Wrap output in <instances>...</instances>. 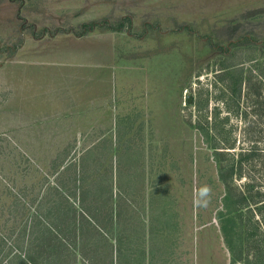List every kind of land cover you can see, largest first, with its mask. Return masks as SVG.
<instances>
[{
    "label": "rangeland",
    "instance_id": "374dc122",
    "mask_svg": "<svg viewBox=\"0 0 264 264\" xmlns=\"http://www.w3.org/2000/svg\"><path fill=\"white\" fill-rule=\"evenodd\" d=\"M115 29L189 32L197 52L191 56V75L183 91L191 95L193 108L182 98L183 115L188 119L193 113L195 121L191 140L192 126L196 129L197 170L193 173L191 165V178L195 174L198 186L195 201L190 197L189 203L193 208L195 204L197 226L191 232L201 239L205 223L214 219L223 242L237 247L232 257L239 264H264V0H0V64L11 66L14 49L31 36ZM71 136L54 140L58 145L53 149L36 147L33 156L18 155L11 137L0 144V264H42L40 251L52 237L48 222L69 203L77 208L71 181L77 146ZM49 151L53 154H44ZM107 160L101 155L82 157L79 176L87 190L85 203L94 202L97 213L109 202L125 203L126 192L137 195L127 198L134 202H127L128 218H118L114 234L123 235L125 226L135 232L141 213L149 226L151 215L161 216L165 199L153 207V214L138 209L141 189H126L122 183L112 187ZM219 173L225 178H218ZM176 199L177 222L184 210ZM119 206L124 217L125 205ZM167 231L172 234L156 230L170 241ZM131 234L127 247L136 254L138 233ZM173 242L182 238L176 234ZM90 243L87 263L105 264L100 243L94 257ZM56 246L66 264H82L84 258H73L69 250ZM116 246L122 251L119 264H124L126 242Z\"/></svg>",
    "mask_w": 264,
    "mask_h": 264
},
{
    "label": "crops",
    "instance_id": "0c3cea01",
    "mask_svg": "<svg viewBox=\"0 0 264 264\" xmlns=\"http://www.w3.org/2000/svg\"><path fill=\"white\" fill-rule=\"evenodd\" d=\"M25 40L14 49L11 66L0 64V144L11 137L18 155L33 156L36 147L53 149L54 140L70 134L78 161L106 156L112 187L141 189L138 209L153 214L165 199L149 226L142 213L137 216L131 230L138 233L136 254L127 247L132 234L125 226L124 264H239L232 257L237 247L223 242L214 219L205 223L201 239L191 232L197 226L195 204L189 203L198 186L195 174L191 178L196 129L191 140L195 121L193 113L183 115L182 98L189 97L193 108L183 91L197 52L189 32L90 30ZM126 194L125 203L112 202L124 222L134 202L127 198H138ZM176 198L184 210L177 222ZM158 229L172 230L171 240ZM176 234L182 242H173ZM118 249L115 264L121 262Z\"/></svg>",
    "mask_w": 264,
    "mask_h": 264
},
{
    "label": "trees",
    "instance_id": "16d2710c",
    "mask_svg": "<svg viewBox=\"0 0 264 264\" xmlns=\"http://www.w3.org/2000/svg\"><path fill=\"white\" fill-rule=\"evenodd\" d=\"M76 163L77 168L72 172L71 181L73 182V192L77 199V208L69 203L66 209L62 210L61 215H55L50 219L47 226L52 232V237L47 240L46 249L40 251L38 259L42 264H66L57 250L56 245H58L64 247L67 251L69 250L73 258L74 255L84 258L82 264H88L85 256H88V258H91V256L89 257L85 253L88 249L87 247L91 245L90 241H92L93 257L96 244L100 243L105 256L103 258L105 264H115L117 252H119L116 245H121L125 240V230L123 235L117 232L114 234L117 225H120L118 220L120 217L119 211H116L115 204L109 202L102 210L96 213L94 202L85 203L83 196L87 190L80 183L81 177L79 176L81 167H83L82 158L81 161L76 158ZM217 177H220V179L225 178L220 173L217 174ZM108 190L109 192L111 191L110 187ZM236 201L238 202V200ZM54 209L59 210V205L56 204ZM41 253L44 254L41 255ZM35 264L37 263L35 262Z\"/></svg>",
    "mask_w": 264,
    "mask_h": 264
},
{
    "label": "water",
    "instance_id": "95a60500",
    "mask_svg": "<svg viewBox=\"0 0 264 264\" xmlns=\"http://www.w3.org/2000/svg\"><path fill=\"white\" fill-rule=\"evenodd\" d=\"M186 100L189 101L190 100L189 97H187Z\"/></svg>",
    "mask_w": 264,
    "mask_h": 264
}]
</instances>
